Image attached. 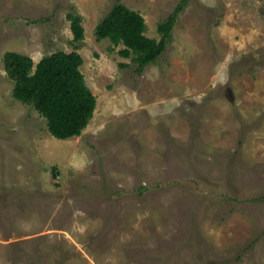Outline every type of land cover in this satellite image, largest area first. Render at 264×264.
<instances>
[{
  "label": "rangeland",
  "instance_id": "1",
  "mask_svg": "<svg viewBox=\"0 0 264 264\" xmlns=\"http://www.w3.org/2000/svg\"><path fill=\"white\" fill-rule=\"evenodd\" d=\"M116 2L159 40L181 0H0V264H264V0H188L142 73L96 37ZM69 12L97 106L58 139L4 55L74 50Z\"/></svg>",
  "mask_w": 264,
  "mask_h": 264
},
{
  "label": "trees",
  "instance_id": "2",
  "mask_svg": "<svg viewBox=\"0 0 264 264\" xmlns=\"http://www.w3.org/2000/svg\"><path fill=\"white\" fill-rule=\"evenodd\" d=\"M188 0H181L169 16L158 25L161 39L146 34L145 17L121 2H116L98 22L95 34L98 40L109 38L123 57H132L136 71L156 63L167 49L173 28ZM74 50L62 49L47 54L35 63L27 54L8 51L4 55L7 74L14 81L15 99L33 104L47 119L48 130L58 139L78 136L93 118L97 98L88 86L81 70L84 63L78 51L85 40L83 16L69 12ZM126 66V63H122ZM57 175V173L55 172Z\"/></svg>",
  "mask_w": 264,
  "mask_h": 264
}]
</instances>
